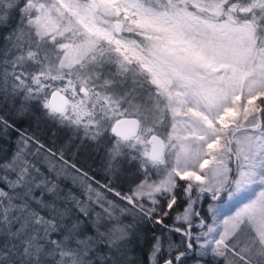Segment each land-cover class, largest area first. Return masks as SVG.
I'll return each mask as SVG.
<instances>
[{
  "label": "snow or ice",
  "instance_id": "1",
  "mask_svg": "<svg viewBox=\"0 0 264 264\" xmlns=\"http://www.w3.org/2000/svg\"><path fill=\"white\" fill-rule=\"evenodd\" d=\"M0 41V264H142L145 221L264 264V0H0Z\"/></svg>",
  "mask_w": 264,
  "mask_h": 264
},
{
  "label": "trees",
  "instance_id": "2",
  "mask_svg": "<svg viewBox=\"0 0 264 264\" xmlns=\"http://www.w3.org/2000/svg\"><path fill=\"white\" fill-rule=\"evenodd\" d=\"M2 43V41H0ZM27 125H25L26 127ZM35 130V128H34ZM38 131L41 134L42 140L44 142H47L49 140L58 139L60 143H63L64 140L67 139V133L60 132L58 136H53L52 133L55 131V129L52 126H44L41 125V127L38 129ZM16 137L13 135L11 139L8 140L9 144H12L15 141ZM75 151V149L73 150ZM73 163H77L78 166L80 164L84 165L85 171L89 172V176H94L97 180H100L101 183H106L107 181L104 179L105 176V169H104V160H103V154L97 153L94 149H90L87 146L84 147L76 157L72 158ZM66 183L69 184L71 187V181L70 179L66 181ZM119 190V189H117ZM124 191H127V186L125 185ZM209 200L202 201L200 204V208L202 211L207 210V206ZM183 207H180L177 209V212H182ZM175 212L172 213V216H175ZM166 223L171 224L172 220L167 219ZM137 236L138 240L135 242L134 246L136 249L135 256L137 259H139L142 264H148L147 262V253L150 248L153 233L156 234L160 233V226H156L154 228L151 221H145L140 223L138 226ZM171 238L175 240L177 243L180 241V235L179 234H172ZM192 252V253H191ZM218 258L213 257L211 254L208 255H200L197 253L194 249L189 250V255L184 258V264H217Z\"/></svg>",
  "mask_w": 264,
  "mask_h": 264
},
{
  "label": "rangeland",
  "instance_id": "3",
  "mask_svg": "<svg viewBox=\"0 0 264 264\" xmlns=\"http://www.w3.org/2000/svg\"><path fill=\"white\" fill-rule=\"evenodd\" d=\"M192 253V252H191Z\"/></svg>",
  "mask_w": 264,
  "mask_h": 264
}]
</instances>
